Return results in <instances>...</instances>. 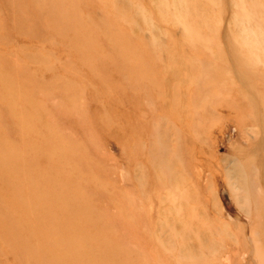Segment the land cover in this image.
<instances>
[{"label": "rangeland", "instance_id": "rangeland-1", "mask_svg": "<svg viewBox=\"0 0 264 264\" xmlns=\"http://www.w3.org/2000/svg\"><path fill=\"white\" fill-rule=\"evenodd\" d=\"M0 264H264V0H0Z\"/></svg>", "mask_w": 264, "mask_h": 264}]
</instances>
